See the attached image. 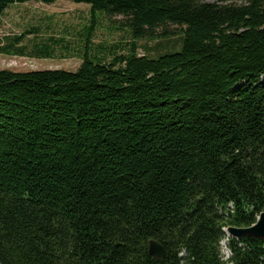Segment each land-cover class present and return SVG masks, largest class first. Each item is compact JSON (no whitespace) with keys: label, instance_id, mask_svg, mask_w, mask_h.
I'll return each mask as SVG.
<instances>
[{"label":"trees","instance_id":"trees-1","mask_svg":"<svg viewBox=\"0 0 264 264\" xmlns=\"http://www.w3.org/2000/svg\"><path fill=\"white\" fill-rule=\"evenodd\" d=\"M31 1L60 0H0V20ZM74 2L91 7L76 71H0V264H264V240L225 231L264 212V0ZM97 15L180 47L103 61Z\"/></svg>","mask_w":264,"mask_h":264},{"label":"rangeland","instance_id":"rangeland-1","mask_svg":"<svg viewBox=\"0 0 264 264\" xmlns=\"http://www.w3.org/2000/svg\"><path fill=\"white\" fill-rule=\"evenodd\" d=\"M228 1L242 3L245 0ZM97 17L98 24L91 37L90 50L103 61H110L116 55L127 54L133 43L138 46L140 55L150 56L180 47V38L177 36L161 44L158 41H134L128 31L120 25L121 18L109 19L100 15ZM90 22L91 7L87 4H77L74 0H60L52 4L31 1L10 6L0 20V39L6 43L7 38L23 36L24 40L20 46L25 48L26 54H0V71H76L86 53L84 39ZM33 29L38 30L32 35L27 34ZM44 46L49 49H44ZM221 250L224 258L228 260L231 253L226 240L222 242Z\"/></svg>","mask_w":264,"mask_h":264},{"label":"water","instance_id":"water-1","mask_svg":"<svg viewBox=\"0 0 264 264\" xmlns=\"http://www.w3.org/2000/svg\"><path fill=\"white\" fill-rule=\"evenodd\" d=\"M227 235L234 239H243L246 237H254L264 240V212L258 217L255 225L249 228H234L231 227L225 230ZM148 253L151 257L157 259L159 262L163 261L166 256L164 246L156 241L150 240L148 242Z\"/></svg>","mask_w":264,"mask_h":264},{"label":"bare ground","instance_id":"bare-ground-1","mask_svg":"<svg viewBox=\"0 0 264 264\" xmlns=\"http://www.w3.org/2000/svg\"><path fill=\"white\" fill-rule=\"evenodd\" d=\"M223 246L226 247V244L223 243Z\"/></svg>","mask_w":264,"mask_h":264},{"label":"built area","instance_id":"built-area-1","mask_svg":"<svg viewBox=\"0 0 264 264\" xmlns=\"http://www.w3.org/2000/svg\"><path fill=\"white\" fill-rule=\"evenodd\" d=\"M232 207V206H231Z\"/></svg>","mask_w":264,"mask_h":264}]
</instances>
